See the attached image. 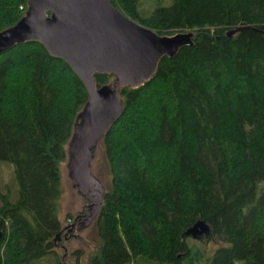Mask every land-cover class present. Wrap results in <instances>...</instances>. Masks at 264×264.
Here are the masks:
<instances>
[{
	"label": "trees",
	"instance_id": "obj_1",
	"mask_svg": "<svg viewBox=\"0 0 264 264\" xmlns=\"http://www.w3.org/2000/svg\"><path fill=\"white\" fill-rule=\"evenodd\" d=\"M152 1L109 0L159 35L193 32L192 45L120 90L121 115L100 140L110 179L98 246L84 264H264V0ZM24 11L25 0H0V31ZM93 78L99 88L114 77ZM86 100L40 44L0 55V264H66L49 260L59 165ZM196 221L216 243L209 254L183 236Z\"/></svg>",
	"mask_w": 264,
	"mask_h": 264
},
{
	"label": "water",
	"instance_id": "obj_2",
	"mask_svg": "<svg viewBox=\"0 0 264 264\" xmlns=\"http://www.w3.org/2000/svg\"><path fill=\"white\" fill-rule=\"evenodd\" d=\"M244 29L248 28L228 30L224 35L231 38ZM193 36L191 31L159 35L128 19L109 0H25L23 16L0 31V55L17 45L38 43L49 56L62 60L83 84L87 100L66 145V167L77 193L95 203V213L104 189L91 176L90 162L95 146L121 115L120 90L143 86L158 61L171 59L180 48L191 46ZM103 74L114 78L111 84L96 88L93 76ZM94 217L91 213L86 225ZM76 221L64 228L66 233ZM209 235L204 221H196L183 234L195 242H204ZM65 255L63 251L62 259Z\"/></svg>",
	"mask_w": 264,
	"mask_h": 264
},
{
	"label": "rangeland",
	"instance_id": "obj_3",
	"mask_svg": "<svg viewBox=\"0 0 264 264\" xmlns=\"http://www.w3.org/2000/svg\"><path fill=\"white\" fill-rule=\"evenodd\" d=\"M153 4L152 0H141V7L149 8ZM9 166L12 169L11 165ZM67 161L66 159L59 165V184L61 197L59 200V207L57 218L60 226L63 227L70 223L74 216L80 211L81 206L84 204V200L77 193L76 188L73 186V182L68 177L67 172ZM9 170H5L7 176ZM90 172L91 176L97 180L101 187L106 189L109 182V173L107 170L106 162L102 153V148L100 142L95 146L92 154V159L90 162ZM0 174L2 172L0 171ZM94 222L92 221L86 226L80 228L73 232V236L66 240V242L61 241L62 248L65 251L64 262L66 264H76L75 251L78 252V262L84 264L88 257L97 249L98 240L96 237V232L94 228ZM189 241H193L189 239ZM195 242V241H194ZM203 243V242H197ZM216 243L212 240H207L204 243L206 253L209 254L213 251ZM63 256V251L59 247L54 248L53 257L51 256L49 260H54V257L59 262Z\"/></svg>",
	"mask_w": 264,
	"mask_h": 264
},
{
	"label": "flooded vegetation",
	"instance_id": "obj_4",
	"mask_svg": "<svg viewBox=\"0 0 264 264\" xmlns=\"http://www.w3.org/2000/svg\"><path fill=\"white\" fill-rule=\"evenodd\" d=\"M103 196V195H102ZM84 200V204L81 206L80 211L74 216V218L72 219V221L68 224H66L65 226L61 227L60 229L63 230L62 233L59 236V240L58 241H54V246L55 248L59 247L60 249H62V251H64V249L62 248L61 245V241L66 242V240L70 239L73 236V232H75L76 230H80V228L86 226V222H87V218L89 217V215L92 213L95 214V217L92 221H95L99 210H100V206L98 208L97 213H95L94 208L92 207L95 203L94 202H90L88 200H86L85 198H82ZM101 201H102V197H101ZM77 220L74 223V226L70 229V227H68L71 232L70 233H66V229H64L65 227L72 225L74 220ZM91 221V222H92ZM75 227V228H74ZM64 261V259H62Z\"/></svg>",
	"mask_w": 264,
	"mask_h": 264
},
{
	"label": "bare ground",
	"instance_id": "obj_5",
	"mask_svg": "<svg viewBox=\"0 0 264 264\" xmlns=\"http://www.w3.org/2000/svg\"><path fill=\"white\" fill-rule=\"evenodd\" d=\"M75 228V227H74ZM2 240V239H1ZM1 243V242H0Z\"/></svg>",
	"mask_w": 264,
	"mask_h": 264
}]
</instances>
